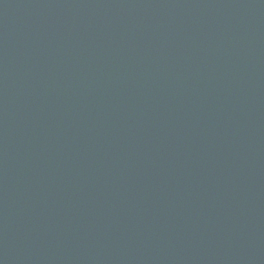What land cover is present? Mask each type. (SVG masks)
<instances>
[{
  "label": "water",
  "instance_id": "obj_1",
  "mask_svg": "<svg viewBox=\"0 0 264 264\" xmlns=\"http://www.w3.org/2000/svg\"><path fill=\"white\" fill-rule=\"evenodd\" d=\"M0 264H264V0H0Z\"/></svg>",
  "mask_w": 264,
  "mask_h": 264
}]
</instances>
